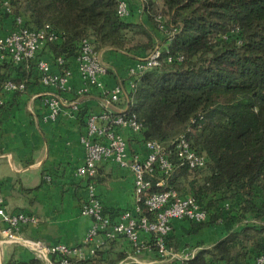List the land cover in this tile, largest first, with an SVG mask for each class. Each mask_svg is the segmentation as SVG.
Wrapping results in <instances>:
<instances>
[{"label": "trees", "instance_id": "16d2710c", "mask_svg": "<svg viewBox=\"0 0 264 264\" xmlns=\"http://www.w3.org/2000/svg\"><path fill=\"white\" fill-rule=\"evenodd\" d=\"M11 4L13 13H1L0 22L11 18L14 27L20 16L31 29L50 24L60 38L47 46L55 62L65 59L63 69L85 39L97 52L111 48L131 58H144L163 47L158 64L140 72L135 86L127 89L129 106L123 112L125 117L135 115L142 125L139 133L128 131L129 145L130 138L139 145L156 140L169 151L172 170L165 173L156 166L148 176V192L172 188L195 197L209 217L192 222L187 232L225 226L226 235L210 246L202 245L192 264H255L264 255V0H142L148 23L119 15V0H11ZM38 56L15 64L5 54L0 92L9 80L25 84L16 93L37 84L31 78L33 70H39ZM182 134L205 157L202 167L192 168L178 157L175 141ZM98 174L99 170L96 182ZM160 179L164 185H157ZM140 205L143 214H149L145 202ZM97 255L70 261L100 264ZM3 264L43 262L32 258Z\"/></svg>", "mask_w": 264, "mask_h": 264}, {"label": "crops", "instance_id": "0c3cea01", "mask_svg": "<svg viewBox=\"0 0 264 264\" xmlns=\"http://www.w3.org/2000/svg\"><path fill=\"white\" fill-rule=\"evenodd\" d=\"M130 9L129 20L148 23L142 1H132ZM11 24V18L3 19L0 34H8ZM100 54L109 67L102 82L109 88L122 83L128 89L130 73L140 68L143 58H131L111 48L102 49ZM38 58L50 63L52 73L64 72L56 65L49 46L40 50ZM4 63L0 55V66ZM68 65L71 75L64 88L43 83L40 71L33 70L31 80H36L37 84H31L27 91L0 92L4 100L0 110V197L9 211H24L37 219L22 227V236L39 239L46 246L65 244L80 248L82 255H75L73 259L94 258L96 252L100 264H178L181 255L197 253L202 245L210 246L225 236L227 231L223 224L204 226L191 233L187 232L193 226L191 221L175 219L170 238L174 255L165 258L159 256L150 241L151 235L145 232L141 233V238L146 247L135 255L125 237L108 239L103 231L85 242L93 218L81 211L90 183L88 178L77 175V168L85 158L81 136L86 132L87 115L100 113L104 98L98 87L84 83L74 58L69 59ZM55 93L61 96L63 103L59 115L51 118L47 99ZM126 106L121 103L116 109L120 111ZM124 134L129 137L128 130ZM130 146L132 152L142 150L131 138ZM98 170L95 191L106 213L117 220L122 211L135 206L134 176L129 169L113 162L100 163ZM46 175L51 176L50 181ZM6 228L0 217V264L36 258L35 250L29 245L19 239L8 240ZM51 258L52 262L48 259L42 261L43 264H59L57 257Z\"/></svg>", "mask_w": 264, "mask_h": 264}, {"label": "built area", "instance_id": "2783aa9c", "mask_svg": "<svg viewBox=\"0 0 264 264\" xmlns=\"http://www.w3.org/2000/svg\"><path fill=\"white\" fill-rule=\"evenodd\" d=\"M132 1L142 0H119L118 13L122 17L130 14ZM13 13L11 0H0L1 13ZM1 27V22H0ZM163 25H160V29ZM60 38L50 24L46 23L40 28L31 29L24 26L20 16L16 17L15 26L6 35L0 34V52L4 58L9 54L15 64L27 59L34 58L39 51L48 43L55 42ZM164 49L157 46L149 55L144 57L140 68L131 71L129 87L135 86V77L145 69L158 64V58ZM78 72L86 85L98 87L103 93V104L100 113H89L86 118V132L81 136V142L85 148V158L81 166L77 168V175L89 179L88 197L82 206V214L93 218V225L88 231L85 242L93 240L103 231L106 238L114 239L125 237L132 253L139 254L145 247L146 242L141 238V233L151 235L150 241L156 247L160 257L174 255L173 247L169 242L172 235L173 221L175 219H187L194 223L207 221L208 211L203 208L191 194L180 195L175 189L169 188L159 192L149 193L151 180L148 176L155 173V167L159 166L162 171L168 173L172 170V164L168 159L169 151L156 140H146L141 145V152H132L125 130L139 133L142 125L136 120L135 115L125 117L124 110L116 109L121 103L126 102L127 87L118 83L113 88L107 87L101 80L102 76L109 72L108 65L102 60L100 52H97L89 39L82 41L80 51L75 56ZM63 57L56 59V65L64 66ZM41 74V80L47 85H55L64 88L68 82L71 69L66 67L60 75L52 73L50 63L39 59L37 62ZM25 89L23 82L17 83L9 80L3 86V92H17ZM4 100L0 97V106ZM50 109V117L59 115L60 106L63 103L61 96L52 94L47 99ZM116 109V112H115ZM178 157L187 162L190 167H202L205 157L197 154L190 146L185 134L180 135L175 141ZM113 162L120 167L129 169L134 176V200L135 206L119 214L117 220H112L104 210V205L95 191V177L99 164ZM45 178L50 181L51 176ZM165 180L160 179L157 185H164ZM149 195L144 199L146 194ZM144 201L149 214H143L140 203ZM0 217L7 228L5 230L8 240L19 239L29 245L36 252V258L41 261L57 257L60 264H71L70 259L75 255H82L80 248L69 247L65 244L46 246L39 239L23 237L22 227L36 222V218L24 211H9L4 199L0 197ZM195 252L185 253L178 257V264H192L191 259ZM255 264H264V255L256 259Z\"/></svg>", "mask_w": 264, "mask_h": 264}, {"label": "water", "instance_id": "95a60500", "mask_svg": "<svg viewBox=\"0 0 264 264\" xmlns=\"http://www.w3.org/2000/svg\"><path fill=\"white\" fill-rule=\"evenodd\" d=\"M128 106H129V102L127 103V106H126V108H128Z\"/></svg>", "mask_w": 264, "mask_h": 264}]
</instances>
